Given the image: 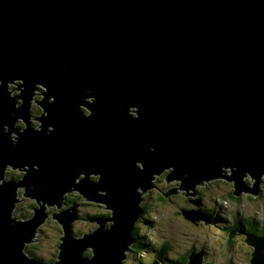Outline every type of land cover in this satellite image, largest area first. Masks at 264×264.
Instances as JSON below:
<instances>
[{
    "label": "water",
    "instance_id": "95a60500",
    "mask_svg": "<svg viewBox=\"0 0 264 264\" xmlns=\"http://www.w3.org/2000/svg\"><path fill=\"white\" fill-rule=\"evenodd\" d=\"M15 80L21 94L11 96ZM38 87L43 112L32 128ZM87 96L90 114L79 122ZM8 168L23 174L7 179ZM166 170V182H179L164 197L195 196L219 179L235 197L259 194L264 0H0V264H124L143 196ZM74 190L110 215L77 236L78 205L53 212L62 228L56 260L30 255L47 210ZM20 195L37 204L26 220L14 215ZM183 215L210 221L198 210ZM234 237L230 230L222 245L227 255ZM244 242L251 264H264V236ZM202 257L190 251L182 264Z\"/></svg>",
    "mask_w": 264,
    "mask_h": 264
},
{
    "label": "rangeland",
    "instance_id": "374dc122",
    "mask_svg": "<svg viewBox=\"0 0 264 264\" xmlns=\"http://www.w3.org/2000/svg\"><path fill=\"white\" fill-rule=\"evenodd\" d=\"M12 172L14 171L7 172V179L17 176L16 173ZM163 173L157 177L160 178L159 184H162L164 187V189H161V192L164 193L173 187H177L179 181L172 180L166 182L164 180L166 173ZM83 176L84 175H81V177ZM91 177H93L95 181H98L100 175L93 174ZM246 178L248 182H250L248 175ZM76 181H78V179H76ZM209 184L210 185L202 189V207L213 211L211 215L218 218V220L215 221L216 225L211 224L209 221L206 223L204 222L203 225H196L183 215V211L189 209L188 207L194 206L193 209L199 208L196 204L189 206L185 199L186 196L182 193H186L185 190L177 189V194L169 195L170 200L167 199V197L164 198V195L154 188L151 189V192L144 195L142 202V204L145 205L143 208L144 219L141 224H139L138 234L141 238L145 239V242L142 243L140 251L137 250L136 253L130 254V256L129 254L127 255L124 264H149L156 259V251L162 252L161 261L163 264H170V260L178 261V259H184V257L192 251V248H196V251H203L202 264H251L250 254L252 252V246L243 242L245 238L243 241L237 238L234 242L232 252L227 255V251L223 249L222 246L225 237L228 236V234L225 235L224 228L228 224L234 222L236 216L241 220L243 218L253 217L259 224L264 225V184H260V190L257 196H251V194L243 192L239 197H235L237 199L226 197L225 200L223 198L226 190H232V183L225 179H219L210 181ZM22 188L23 187H20L18 189L21 194L23 192ZM197 188H199V186H197ZM74 191L77 192L76 190ZM248 196H251V199L248 198ZM20 197L22 201H19L17 206H20V212H27L26 207L30 204V200L29 198H23L21 195ZM188 197L195 198V196L192 195ZM86 201L90 202L92 205H83L81 207L78 205L76 207L77 212L81 209L83 217H85L86 214L92 216L95 212L110 214V209H105V204L92 200ZM47 221L48 217L45 222ZM45 222L43 224H45ZM219 223L222 227L217 225ZM224 223L225 227L223 226ZM53 225L54 224L51 223L44 229L40 242L35 241L37 247L35 252L37 256L44 260H48L52 256L54 248H56V244L59 242L57 241V236L60 232L58 233L57 230L53 229ZM92 226L93 223L89 221L77 219V221H74L73 231L75 235L78 236L81 235L79 232H91L93 230ZM97 227L98 226H96V228ZM88 229L91 230L88 231ZM163 247L165 249H162Z\"/></svg>",
    "mask_w": 264,
    "mask_h": 264
},
{
    "label": "flooded vegetation",
    "instance_id": "af4514ba",
    "mask_svg": "<svg viewBox=\"0 0 264 264\" xmlns=\"http://www.w3.org/2000/svg\"><path fill=\"white\" fill-rule=\"evenodd\" d=\"M20 83H21V80H15L14 82L8 83L7 88H8V91L10 92V95L11 96L18 95V94L20 95L21 94V87H19L20 86L19 85ZM44 90L45 89H43L41 87H38L35 90V94H34L32 100H31L30 109H29V116H28V118H29L28 119V123H29L30 127H32V128H38V125L40 124V117L42 116L43 109H42V107H41V105H40L39 102H40V100L42 98V91H44ZM92 100H93V96H87V97H85V98H83V99L80 100V103L77 106V109H78L77 113L79 115H81V117L78 118V121L79 122H81V120L83 119L84 116H88L90 114V109H89L88 105L90 104V102ZM48 101H53V97H50L48 99ZM21 102H22V100L20 98H18L17 99V103H16L17 105L16 106H19L21 104ZM134 110H135V108H131L130 109V112L133 115H135ZM46 115H47V112H45V110H44V117ZM25 125H26V123L24 121H22L21 119H19V120L15 121L14 127L16 128L15 130L21 131L22 129L25 128ZM50 125H51V122H50ZM50 125H47V129L48 130H51L52 129V127H50ZM12 136H16V133H13ZM9 171H14L12 173H16L17 174L16 177H11L9 179H18L23 174V172H21L19 170H12L11 168H8L7 169V172H9ZM15 171H18V172H15ZM166 172L167 171H165L163 174H165ZM6 178H7V174H6ZM90 178H92L94 180L93 177L90 176ZM159 183H160V178L156 177L155 180H154L155 186L153 188L156 189V190H158V191H161V189H164V187H163L162 184H159ZM262 183L264 184V181ZM210 184L209 183H206L203 186H199V188H197V194L195 195V198H190V197H188L189 195H187L185 192H182L186 196L185 199H186L187 203L189 204V206H191L192 204H196L199 207L197 209H193L194 206L193 207L191 206V207H188L189 209H187V210H198L199 209L198 211L201 214H204L205 216H206V214H211L208 209H205V208L202 207L203 206L202 189L205 188V187H207ZM150 192H151V190H150ZM251 196H248V198L251 199ZM83 199L84 198L78 192H75L74 191V192H71V193H67L65 195V197L63 199V204H62V206L60 208H58L56 206L50 207L47 210L48 221L45 222V224H43V225L40 226V228H39V230H38V232L36 234L35 241L36 242L37 241H39V242L41 241V239H42L41 237H42V234L44 232V229L48 225H50L51 223L54 224L53 225L54 226L53 229L57 230L58 233L60 232V234H58V236H60L61 235V232H62L61 225L57 222V220H55L54 218H52V213L53 212H58L61 209H65V208L71 206L73 203H76V205H79L80 207L83 206V205H92L90 202L86 201L85 199L83 200ZM167 199H169V197H167ZM29 200H30V204L27 205V207L30 206L29 213L28 212H20V210H19L20 206H17V208L14 211V215L16 217H19L22 220H26V219H28V218L31 217V215L33 214V209L37 206V204H36V202L34 200H32V199H29ZM194 200L198 204L197 203H194ZM144 207H145V205H143V208ZM26 210L28 211L27 208H26ZM109 215L110 214L103 213V212H95L92 216H88V214H86V216L83 217L82 216V213H81V209H79V212H77L78 220L89 221L90 223H93V226H92V229L93 230L96 228V226H98L97 220L103 219V218H107ZM206 217H208V216H206ZM212 217L214 218V221L215 220H218L217 217H214V216H212ZM236 217L238 218V220H236L235 223H230V224H228L224 228V233H226V234H228L230 230H233L235 232V237H234V240H233V247H234L235 240L237 238H239L241 241H243V239L245 238V235L246 234H254L256 236H264V225L259 224V222L255 218L248 217V218H243L241 220L238 216H236ZM143 219H144V213H142L141 217L139 218V221L135 224V229L133 231L134 243L131 245L130 250L128 252L129 256H130V254H133V253H136L137 252L136 249H135V247L138 244H142V239L143 238H141L140 235L137 233V231L135 232V230H136V228L139 227V224H141V222H142ZM48 222H50V223H48ZM204 222L205 221L202 220V221H199L197 223L194 222V224H196V225L202 224L203 225ZM249 222L251 223V226L250 227L248 226V223ZM73 224H74V222H73ZM109 224H110V222H106L105 225L108 226ZM73 229H74V227H73ZM89 230H91V229H88V231ZM83 233H85V232L84 231L83 232H79V234H83ZM58 236H57V241H59ZM35 241L33 243L27 245L26 250H27V252L30 255H33V256L38 257V258H41V257L37 256V254L35 252L36 249H37V247L35 245ZM58 243L56 244V248H54V252L52 254L53 255L52 256V259H53L52 262H50L49 259L48 260H44L43 259L46 263H53L56 260L57 253H58ZM32 247H33L34 250H32ZM139 248H140V245H139ZM232 250H233V248H232ZM138 251H139V249H138ZM192 251H196V248H192ZM89 253H90V250L87 251V254H89ZM155 256H156V254H155Z\"/></svg>",
    "mask_w": 264,
    "mask_h": 264
},
{
    "label": "trees",
    "instance_id": "16d2710c",
    "mask_svg": "<svg viewBox=\"0 0 264 264\" xmlns=\"http://www.w3.org/2000/svg\"><path fill=\"white\" fill-rule=\"evenodd\" d=\"M226 197H228V198H232V199H237V198H235V196L232 194V190H229V191L226 190V193H225V196H224L223 199L225 200ZM26 208L28 209L27 212L29 213V210H30L29 208H30V206H28V207H26ZM142 208H143V204H142ZM16 212H17V211H16ZM209 212H210L211 214H213V211H212V210H209ZM17 213H18V212H17ZM211 214H206V216H208V218L210 219L209 222H210L211 224L216 225V223H215L216 220L214 221V218L211 216ZM215 219H216V218H215ZM249 219H250V218H249ZM236 220H238L237 217L234 218V222H232V223H235ZM236 224H237V223H236ZM217 225H218L219 227H222V225H221L220 223L217 224ZM223 226L225 227V223L223 224ZM248 226H249V227L251 226V223H250V222L248 223ZM138 229H139V227L136 228L135 232L137 231V233H138ZM225 235H227V234L225 233ZM143 242H145V239H144V238L142 239V243H143ZM139 245H140V248H139ZM29 247H30V246H29ZM141 247H142V244H138V245L135 247L136 251H137L138 249H139V251H140ZM162 249H165V248L163 247ZM32 250H34L33 247H32ZM136 251H135V252H136ZM155 254H156V256H157V257H156L157 259H162V256H161V255H162V252H161V251H156ZM52 256H53V255H52ZM52 256L49 258V261H50V262H52V260H53V259H52ZM187 256H188V255H186V256L184 257V259H180V260L178 259V261H177V260H173V261L170 260V263H171V264H182V263H185V262L187 261Z\"/></svg>",
    "mask_w": 264,
    "mask_h": 264
},
{
    "label": "bare ground",
    "instance_id": "6f19581e",
    "mask_svg": "<svg viewBox=\"0 0 264 264\" xmlns=\"http://www.w3.org/2000/svg\"><path fill=\"white\" fill-rule=\"evenodd\" d=\"M157 259V258H156Z\"/></svg>",
    "mask_w": 264,
    "mask_h": 264
},
{
    "label": "clouds",
    "instance_id": "9594fccd",
    "mask_svg": "<svg viewBox=\"0 0 264 264\" xmlns=\"http://www.w3.org/2000/svg\"><path fill=\"white\" fill-rule=\"evenodd\" d=\"M171 264V263H170Z\"/></svg>",
    "mask_w": 264,
    "mask_h": 264
}]
</instances>
